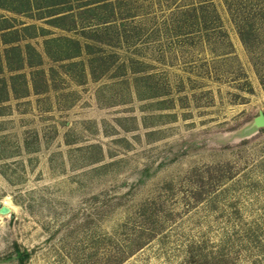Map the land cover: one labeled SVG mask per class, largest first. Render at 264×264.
<instances>
[{
    "label": "rangeland",
    "instance_id": "1",
    "mask_svg": "<svg viewBox=\"0 0 264 264\" xmlns=\"http://www.w3.org/2000/svg\"><path fill=\"white\" fill-rule=\"evenodd\" d=\"M259 111L264 0H0V264H264Z\"/></svg>",
    "mask_w": 264,
    "mask_h": 264
},
{
    "label": "water",
    "instance_id": "2",
    "mask_svg": "<svg viewBox=\"0 0 264 264\" xmlns=\"http://www.w3.org/2000/svg\"><path fill=\"white\" fill-rule=\"evenodd\" d=\"M264 126V115L261 111L257 115L254 116L249 126ZM4 208V205L2 206Z\"/></svg>",
    "mask_w": 264,
    "mask_h": 264
},
{
    "label": "bare ground",
    "instance_id": "3",
    "mask_svg": "<svg viewBox=\"0 0 264 264\" xmlns=\"http://www.w3.org/2000/svg\"><path fill=\"white\" fill-rule=\"evenodd\" d=\"M1 202L4 204V205H7L8 203L10 204V202H9V198L6 196V197H3L2 199H1ZM10 206V205H9ZM6 215V214H5Z\"/></svg>",
    "mask_w": 264,
    "mask_h": 264
}]
</instances>
